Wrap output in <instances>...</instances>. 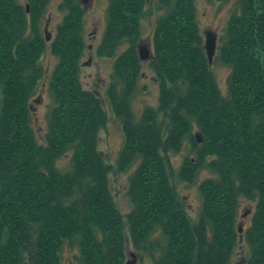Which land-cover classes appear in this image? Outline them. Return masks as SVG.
Wrapping results in <instances>:
<instances>
[{"label":"trees","instance_id":"1","mask_svg":"<svg viewBox=\"0 0 264 264\" xmlns=\"http://www.w3.org/2000/svg\"><path fill=\"white\" fill-rule=\"evenodd\" d=\"M50 0H0V264H125V227L134 249L154 264H230L239 240L240 199L257 202L244 232L247 264H264V0H234L214 59L230 69L223 95L205 52L196 0H157L149 66L160 87L157 109L139 120L130 109L142 62L139 19L144 0H109L98 56L116 57L107 88L124 145L117 171L130 173L132 210L122 214L99 149L107 115L84 90L86 50L79 0H62L51 53L53 107L45 143L35 135L31 100L46 71L43 21ZM231 2L232 0H215ZM198 129L199 139L194 130ZM189 140L194 157L175 171L170 155ZM200 141V142H199ZM72 152L73 169L57 163ZM199 185V218L187 216L178 184Z\"/></svg>","mask_w":264,"mask_h":264},{"label":"rangeland","instance_id":"2","mask_svg":"<svg viewBox=\"0 0 264 264\" xmlns=\"http://www.w3.org/2000/svg\"><path fill=\"white\" fill-rule=\"evenodd\" d=\"M24 7H28V0H18ZM62 0H50L45 19L43 21V33L46 38V53L42 57V64L46 71L45 77L41 80V84L37 90V94L31 100L33 124L35 129V135L40 144L45 143V134L48 131V113L53 107L51 94L49 92L50 79L54 72V68L58 63L51 53V44L55 40L58 32V26L62 23L64 16L62 12H59V4ZM143 13L140 16L138 41V52L143 46L144 55L148 52L152 56L154 52V37L155 28L157 26L158 18L164 14L159 11L157 7V0H144ZM83 8L84 15V37L86 40V50L81 61V80L84 90L91 91L97 95L102 104L103 111L107 115V126L102 129L99 137V149L102 151L105 162L111 165L113 171L110 173L109 187L112 196L115 199L117 207L122 214L129 213L132 210L130 199L127 196L129 190V177L130 173H121L117 171V160L119 158V152L124 145V132L122 122L118 120L115 111L113 110V104L108 98V86L111 82L110 76L114 73V64L117 56L123 51H126L127 46H123L113 58H102L98 56V49L101 43L104 41L105 34L108 29V11L110 8L109 0H79ZM29 9V7H28ZM197 20L199 21L200 32H202L205 42L206 51V38L207 33H214L216 35V49L215 54L209 64L211 70L215 74L217 84L221 89L223 95L228 91V77L230 75V69L226 64L216 63L214 61L218 49L222 44V38L226 33V26L229 18L235 10H239L234 0L231 2H218L215 0H196ZM148 56V55H147ZM150 56V57H151ZM208 56V53H207ZM142 60V70L140 73V79L138 81V90L131 98L130 109L137 120L144 113L145 108L157 109L160 103V87L157 77L151 67L149 66V59ZM209 58V57H208ZM1 98V97H0ZM195 136L199 139L198 129L194 130ZM200 142V141H199ZM186 157L193 158L194 152L191 150V144L189 140H185L182 149L178 153H172L170 155V161L173 164L175 171H178ZM57 167L60 170L67 172L73 169L72 167V152L66 153V155L58 161ZM210 172H203L197 184L189 185L184 183L178 184V193L181 195L185 205V211L187 216H190L192 221L195 222L199 218L201 204V194L199 191L200 182L207 177H210ZM241 206L238 211L237 224L239 227V240L233 259L230 264H247L251 258V249L246 242L244 232L251 226V220L253 212L255 210L257 202L241 198ZM125 229V251L127 253L125 262L131 259L132 254L136 255L137 264H154V262L147 256L141 254L138 250L134 249L132 240L130 238V232L127 227ZM74 253L66 251L63 264H75ZM126 264V263H125Z\"/></svg>","mask_w":264,"mask_h":264},{"label":"water","instance_id":"3","mask_svg":"<svg viewBox=\"0 0 264 264\" xmlns=\"http://www.w3.org/2000/svg\"><path fill=\"white\" fill-rule=\"evenodd\" d=\"M144 49H147V47L143 46L140 51V56L142 60H148V58L151 56L148 52V56L144 55ZM216 49V35L214 33H207L206 38V51L208 53L209 60L211 62L213 55L215 54ZM137 258L136 255L132 254L131 259L126 261V264H137Z\"/></svg>","mask_w":264,"mask_h":264}]
</instances>
